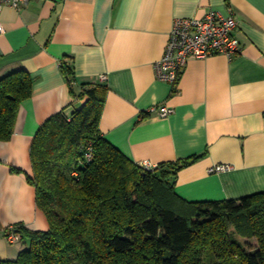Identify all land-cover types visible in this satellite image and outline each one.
<instances>
[{"label":"crops","instance_id":"obj_1","mask_svg":"<svg viewBox=\"0 0 264 264\" xmlns=\"http://www.w3.org/2000/svg\"><path fill=\"white\" fill-rule=\"evenodd\" d=\"M229 9L239 54L189 60L176 92L156 78L175 19L226 16ZM0 17V78L20 70L33 78L11 139L0 142V261L28 247L8 242L15 225L49 228L27 176L33 175L30 148L40 126L84 104L72 96L62 62L73 72L76 95L83 84L106 86L99 131L133 162L155 167L200 156L177 173L175 193L184 201L264 192V0H30L20 10L4 8ZM161 105L174 113H148ZM216 165L228 169L209 173Z\"/></svg>","mask_w":264,"mask_h":264},{"label":"trees","instance_id":"obj_2","mask_svg":"<svg viewBox=\"0 0 264 264\" xmlns=\"http://www.w3.org/2000/svg\"><path fill=\"white\" fill-rule=\"evenodd\" d=\"M60 71L84 104L51 116L31 144L27 181L49 228L15 225L10 233L28 247L0 264H264V192L184 201L175 193L177 173L200 156L152 170L136 164L99 131L106 86L83 84L76 95L72 70L62 62ZM32 86L23 70L0 78V142L11 139Z\"/></svg>","mask_w":264,"mask_h":264},{"label":"built area","instance_id":"obj_3","mask_svg":"<svg viewBox=\"0 0 264 264\" xmlns=\"http://www.w3.org/2000/svg\"><path fill=\"white\" fill-rule=\"evenodd\" d=\"M30 0H0V15L4 8L20 10L28 5ZM228 15L210 12L204 18H177L173 21L165 52L155 64L156 78L164 83L177 87L183 69L189 60H205L213 56H225L232 59L241 51L239 40L235 36L237 26L232 10ZM4 33V26L0 17V35ZM105 81V76L100 77ZM156 112L160 118H166L174 113L172 108L165 105L150 108L148 113ZM88 147L85 159H91ZM141 166L147 170L155 168L144 162ZM224 165H216L208 170L209 173H220L227 170ZM7 240L16 243L20 240L17 233H9Z\"/></svg>","mask_w":264,"mask_h":264},{"label":"rangeland","instance_id":"obj_4","mask_svg":"<svg viewBox=\"0 0 264 264\" xmlns=\"http://www.w3.org/2000/svg\"><path fill=\"white\" fill-rule=\"evenodd\" d=\"M74 109H75V108H72L71 110H69V111L66 112V113L69 114V113H71L72 111H74ZM250 243H251L252 245L255 244L254 241H251ZM18 246H20V245H18ZM22 246H23V245H21V247H22ZM25 248H26V245L24 246V249H25Z\"/></svg>","mask_w":264,"mask_h":264}]
</instances>
